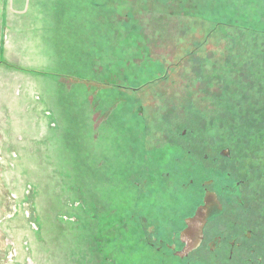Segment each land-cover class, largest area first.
Segmentation results:
<instances>
[{
    "label": "rangeland",
    "instance_id": "obj_1",
    "mask_svg": "<svg viewBox=\"0 0 264 264\" xmlns=\"http://www.w3.org/2000/svg\"><path fill=\"white\" fill-rule=\"evenodd\" d=\"M138 1L115 3L134 20H102L107 0H0V264H103L96 242L142 264L134 184L169 191L171 173L188 205L191 131L254 110L241 93L264 79V0L207 20Z\"/></svg>",
    "mask_w": 264,
    "mask_h": 264
},
{
    "label": "flooded vegetation",
    "instance_id": "obj_2",
    "mask_svg": "<svg viewBox=\"0 0 264 264\" xmlns=\"http://www.w3.org/2000/svg\"><path fill=\"white\" fill-rule=\"evenodd\" d=\"M263 81L253 85L251 92L242 90L246 99L252 98L253 92L257 104L252 105V112L234 117L230 124L239 118L238 127L191 131V176L183 184L191 188L188 205L179 201L176 192H169L173 189L171 173L159 176L169 191L147 193L143 189V185H150L147 179L134 184L140 192L135 207H140L137 212L141 209L142 264H264ZM226 97L227 93L221 97L219 108H229ZM143 160L146 163V155ZM133 173L138 181L147 174ZM149 195L154 197L149 206L155 211L151 218L142 214V204ZM99 243L103 264H121L116 256L106 255L103 242L102 246ZM126 264H133L132 259Z\"/></svg>",
    "mask_w": 264,
    "mask_h": 264
},
{
    "label": "trees",
    "instance_id": "obj_3",
    "mask_svg": "<svg viewBox=\"0 0 264 264\" xmlns=\"http://www.w3.org/2000/svg\"><path fill=\"white\" fill-rule=\"evenodd\" d=\"M120 0H107V2H104V4L102 5L101 8V4H99L98 7H100L102 9V12L100 11V16L104 19L102 20H114V18H116V16H121L123 18H127V19H135L137 14L135 11H130L128 6L126 4H129L128 2L131 3V0H124L126 2V7L128 8V10H125V6L122 7H115V3L117 4V2H119ZM236 0H158V3L156 2V0H139L138 4H140L139 6H141L140 10L138 11L139 13L144 14L145 12H152L155 9L158 11L159 7L165 6L167 4L168 7H172L173 10H171L170 14L173 15H179V14H183V15H192V16H196V17H201L204 20H207V18H210L211 16H213L214 18H216L218 15H230V12H237L236 14L238 15H242L241 11V4L237 5L235 4ZM240 1V3L242 2V0H237V2ZM155 2L157 3V6L155 5ZM246 3H250L251 0H245ZM133 4H135V2H133ZM147 5L148 7L145 8L144 6ZM117 6V5H116ZM109 9V13H106V10ZM124 7V8H123ZM155 10V11H156ZM241 10V11H240ZM110 14V15H109ZM195 14V15H193ZM131 77H135L131 76ZM156 78L155 74H152L150 76V78ZM122 79H125V76L122 77ZM119 79V80H122ZM135 77L134 79H132V82L134 83L133 85L137 86L138 88H140V86H142L143 84L141 82H138L139 80ZM144 82V81H142ZM136 87V88H137ZM119 88V87H117ZM131 113H133L135 115V117L137 119L140 120H145V117L143 115H140V112H136V110H132L130 111Z\"/></svg>",
    "mask_w": 264,
    "mask_h": 264
}]
</instances>
